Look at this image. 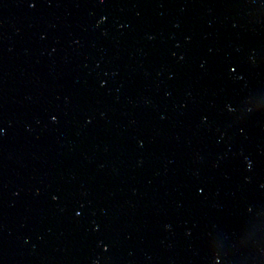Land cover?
Listing matches in <instances>:
<instances>
[{
	"label": "water",
	"instance_id": "water-1",
	"mask_svg": "<svg viewBox=\"0 0 264 264\" xmlns=\"http://www.w3.org/2000/svg\"><path fill=\"white\" fill-rule=\"evenodd\" d=\"M0 264H264V0H0Z\"/></svg>",
	"mask_w": 264,
	"mask_h": 264
}]
</instances>
